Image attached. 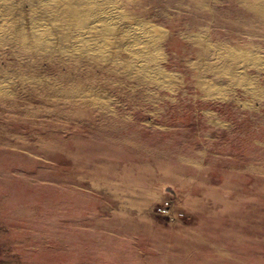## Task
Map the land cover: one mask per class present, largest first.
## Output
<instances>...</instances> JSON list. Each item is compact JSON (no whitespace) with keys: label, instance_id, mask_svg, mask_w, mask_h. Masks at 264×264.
<instances>
[{"label":"rangeland","instance_id":"1","mask_svg":"<svg viewBox=\"0 0 264 264\" xmlns=\"http://www.w3.org/2000/svg\"><path fill=\"white\" fill-rule=\"evenodd\" d=\"M0 264H264V0H0Z\"/></svg>","mask_w":264,"mask_h":264},{"label":"bare ground","instance_id":"2","mask_svg":"<svg viewBox=\"0 0 264 264\" xmlns=\"http://www.w3.org/2000/svg\"><path fill=\"white\" fill-rule=\"evenodd\" d=\"M100 14L104 15L103 17H106L107 21L126 28L131 35L140 37L143 41H148L150 36L158 35V33L161 32L160 28L151 24L143 23L137 25L131 19L126 18L123 11L116 8L106 10Z\"/></svg>","mask_w":264,"mask_h":264},{"label":"built area","instance_id":"3","mask_svg":"<svg viewBox=\"0 0 264 264\" xmlns=\"http://www.w3.org/2000/svg\"><path fill=\"white\" fill-rule=\"evenodd\" d=\"M166 192L168 197L155 206V214L170 220L182 216L183 214L181 212L177 213L176 211V207L179 204V198L169 189H167Z\"/></svg>","mask_w":264,"mask_h":264},{"label":"crops","instance_id":"4","mask_svg":"<svg viewBox=\"0 0 264 264\" xmlns=\"http://www.w3.org/2000/svg\"><path fill=\"white\" fill-rule=\"evenodd\" d=\"M162 198H163V195L161 194V195L159 196V199H158V200L160 201V200H162Z\"/></svg>","mask_w":264,"mask_h":264}]
</instances>
